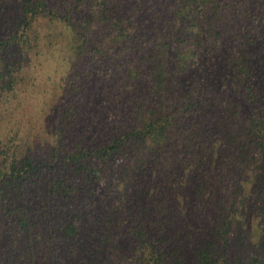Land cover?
Returning <instances> with one entry per match:
<instances>
[{
	"label": "trees",
	"instance_id": "trees-1",
	"mask_svg": "<svg viewBox=\"0 0 264 264\" xmlns=\"http://www.w3.org/2000/svg\"><path fill=\"white\" fill-rule=\"evenodd\" d=\"M263 57L264 0H0V264H115L127 205L139 264H229Z\"/></svg>",
	"mask_w": 264,
	"mask_h": 264
},
{
	"label": "rangeland",
	"instance_id": "rangeland-1",
	"mask_svg": "<svg viewBox=\"0 0 264 264\" xmlns=\"http://www.w3.org/2000/svg\"><path fill=\"white\" fill-rule=\"evenodd\" d=\"M262 60L264 61V57ZM44 79L42 76L39 80L31 82L32 85H36L29 89L30 94L23 95V97L29 98L30 102H24L26 103L24 104V108L27 110V116L22 126L32 129L36 133L39 132L42 125L35 118L39 111L38 103L40 102V98L52 100L53 97L50 95L54 94L53 89L47 80ZM261 85L264 89V83ZM259 89L261 90V88ZM53 104L55 105V103ZM51 110L46 109V112H51ZM28 121H33V124H28ZM235 174L229 176V181L224 183V194L227 200L226 211H231V205L240 206L228 239L229 251L231 253L228 263L264 264V221L262 215L263 202L261 200L262 198L264 199L263 187L258 186L255 174L251 175L246 172ZM127 206L124 208L123 231L116 238L115 245L111 248L112 260L115 264H139V260L136 258L140 255L139 249L137 248L135 239L128 232L130 225L133 223V216L128 213Z\"/></svg>",
	"mask_w": 264,
	"mask_h": 264
}]
</instances>
